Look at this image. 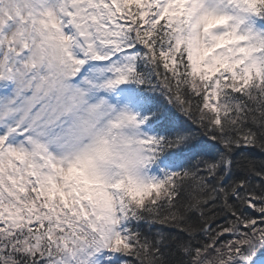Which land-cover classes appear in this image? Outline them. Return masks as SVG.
I'll use <instances>...</instances> for the list:
<instances>
[{
    "label": "snow or ice",
    "instance_id": "snow-or-ice-1",
    "mask_svg": "<svg viewBox=\"0 0 264 264\" xmlns=\"http://www.w3.org/2000/svg\"><path fill=\"white\" fill-rule=\"evenodd\" d=\"M241 148L264 154V0H0V264H252Z\"/></svg>",
    "mask_w": 264,
    "mask_h": 264
},
{
    "label": "trees",
    "instance_id": "trees-1",
    "mask_svg": "<svg viewBox=\"0 0 264 264\" xmlns=\"http://www.w3.org/2000/svg\"><path fill=\"white\" fill-rule=\"evenodd\" d=\"M212 154H213L212 152H209L208 157H211ZM244 158H248V160L251 161V163L254 165V167L257 171L264 172V154H262L260 151H257L256 149L241 148V149L236 150L232 154V159L234 161L233 171H234V175L236 177H239L240 175H242V172L238 171L236 169L235 162L240 161L241 163H243ZM253 183H256L254 178H253ZM260 190H264V189L257 188V191H260ZM246 212L249 216H256V214L251 212L250 210H246ZM216 223L223 224L226 222L223 219H220ZM140 231L143 235H146V236L153 238V239L156 238V236L158 234L161 236H164V237H169V238L177 235V233L172 229L163 228V227L155 226V225L151 226V227H149L147 225H141ZM198 239H199V237H198ZM223 239L227 240L228 237H224ZM250 252H251L250 254H253V255L255 254V255H257V257H263L264 256V248L260 247L259 245H257L254 249L250 250Z\"/></svg>",
    "mask_w": 264,
    "mask_h": 264
},
{
    "label": "water",
    "instance_id": "water-1",
    "mask_svg": "<svg viewBox=\"0 0 264 264\" xmlns=\"http://www.w3.org/2000/svg\"><path fill=\"white\" fill-rule=\"evenodd\" d=\"M252 264H264V256L255 259Z\"/></svg>",
    "mask_w": 264,
    "mask_h": 264
},
{
    "label": "rangeland",
    "instance_id": "rangeland-1",
    "mask_svg": "<svg viewBox=\"0 0 264 264\" xmlns=\"http://www.w3.org/2000/svg\"><path fill=\"white\" fill-rule=\"evenodd\" d=\"M251 252H249L248 254H249V256H250V260L253 262L255 259H257L258 257H257V255H253V254H250ZM253 255V256H252Z\"/></svg>",
    "mask_w": 264,
    "mask_h": 264
}]
</instances>
